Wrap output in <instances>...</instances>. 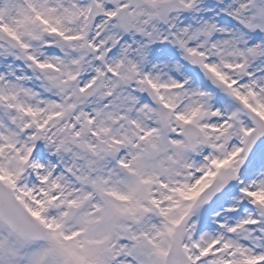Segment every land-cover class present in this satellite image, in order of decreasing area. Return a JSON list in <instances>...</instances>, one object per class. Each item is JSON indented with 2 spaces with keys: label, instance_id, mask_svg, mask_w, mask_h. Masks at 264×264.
Here are the masks:
<instances>
[{
  "label": "snow or ice",
  "instance_id": "obj_1",
  "mask_svg": "<svg viewBox=\"0 0 264 264\" xmlns=\"http://www.w3.org/2000/svg\"><path fill=\"white\" fill-rule=\"evenodd\" d=\"M0 264H264V0H0Z\"/></svg>",
  "mask_w": 264,
  "mask_h": 264
}]
</instances>
